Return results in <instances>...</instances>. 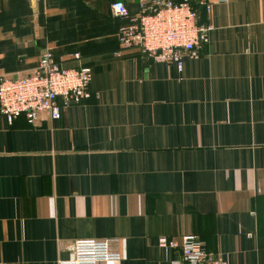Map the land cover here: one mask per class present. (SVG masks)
Segmentation results:
<instances>
[{"label":"crops","instance_id":"0c3cea01","mask_svg":"<svg viewBox=\"0 0 264 264\" xmlns=\"http://www.w3.org/2000/svg\"><path fill=\"white\" fill-rule=\"evenodd\" d=\"M114 1L0 0V77L46 50L92 69L58 120L0 113V264H57L81 238L118 240L99 264H172L159 239L186 234L264 264V0H206L208 42L181 69L120 47Z\"/></svg>","mask_w":264,"mask_h":264},{"label":"built area","instance_id":"2783aa9c","mask_svg":"<svg viewBox=\"0 0 264 264\" xmlns=\"http://www.w3.org/2000/svg\"><path fill=\"white\" fill-rule=\"evenodd\" d=\"M226 2L228 0H216ZM209 10V3L200 2ZM114 17L127 19L120 27L119 45L124 50L137 49L148 59L182 67L184 57H197L200 48L208 42L207 24L197 23L196 10L191 0H138V11L130 14L125 3L115 0L110 4ZM74 58L79 59L78 54ZM91 69L66 67L53 53L46 50L31 71L17 76L0 77V113L9 123L24 115L35 123L42 113L51 120H58L64 107L78 104L89 98ZM117 239L81 238L68 246L69 257L57 264H99L120 260L115 248ZM162 247L180 250V259L172 264H226L217 254L207 251L197 236L186 234L179 242L159 239Z\"/></svg>","mask_w":264,"mask_h":264},{"label":"trees","instance_id":"16d2710c","mask_svg":"<svg viewBox=\"0 0 264 264\" xmlns=\"http://www.w3.org/2000/svg\"><path fill=\"white\" fill-rule=\"evenodd\" d=\"M174 3H178L180 0H172ZM112 2L109 3V5L111 4ZM191 5L192 7L196 10V13H197V23L198 24H206V21L204 19V13H205V6L203 5H200L199 3V0H191ZM130 14H134V13H131L129 12ZM117 19H120L122 21L121 25L119 26L118 28V32H117V42H118V34H119V29L121 26H123L124 24H126L128 22L127 19H124V18H120V17H116ZM42 55V53H41ZM40 55V56H41ZM60 62V61H58ZM62 63V62H60ZM63 64V63H62ZM66 66V65H65ZM83 67H89V66H86V65H82ZM66 67H70V66H66ZM74 67H77L76 65H74ZM90 68V67H89ZM91 69V68H90ZM92 70V69H91ZM92 73V72H91ZM199 239V238H198ZM200 240V239H199ZM201 241V240H200Z\"/></svg>","mask_w":264,"mask_h":264}]
</instances>
